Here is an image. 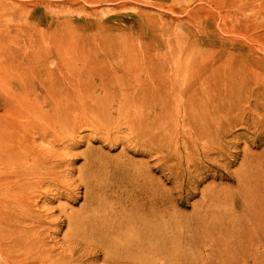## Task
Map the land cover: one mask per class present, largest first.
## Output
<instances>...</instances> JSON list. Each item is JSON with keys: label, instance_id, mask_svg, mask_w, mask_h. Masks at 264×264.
<instances>
[{"label": "rangeland", "instance_id": "obj_1", "mask_svg": "<svg viewBox=\"0 0 264 264\" xmlns=\"http://www.w3.org/2000/svg\"><path fill=\"white\" fill-rule=\"evenodd\" d=\"M88 43L93 45L86 52L88 55L84 52L75 55L77 64L69 63L71 49ZM141 46L158 50L173 47L183 55H190L196 66L193 78L202 76L199 71L203 72L204 65L214 64L219 68L234 63L246 80L236 79L239 91L230 96V102L240 97L248 99L253 88L258 91L259 103L264 100V0H0V66L7 69H3L8 73L6 77L24 70L29 74L40 72L41 60L51 54L48 63L42 66L48 69V77L39 75L45 85L38 91L47 98L41 107L49 109L59 104L71 117L90 121L96 133L110 132L113 138L122 137L126 143L110 150L111 144L107 141L88 140L94 134L91 127L76 129L77 138L73 141L70 125L53 123L56 128L42 130L32 124L24 132L32 141L28 158L37 162L38 174L33 175L36 183L28 190L29 218L13 224L28 227L34 238L41 237L44 249L59 264L69 259H79L81 264H244L246 260L251 261L250 248L241 246V251L247 254L240 255L234 252L235 244L229 240L214 243L205 237L213 222H197L224 209L229 219L245 220L244 203L251 198L264 200V125L253 122L254 118L264 116V108H254L251 114L236 110L229 115L221 113L226 105L204 122L198 116L194 122L184 120V111L179 105L184 99L181 94H174L163 107L144 110V113L161 114L159 122L164 132L161 127L160 135L153 130L152 136L157 139H151L148 133L145 135L144 130H130L126 117H134L144 101L127 100L125 88L119 84L122 73L111 57L121 49ZM9 48L13 49L10 53L13 55L7 58ZM229 50L234 54H228ZM26 51L32 53L35 61L21 65L17 58ZM88 58L97 63H90ZM103 66L108 67L109 74L116 71L117 75L110 77ZM164 67L165 74L172 73L171 67ZM127 77L134 80L132 76ZM105 80H111L109 88L113 92L109 95L101 87L97 88ZM96 100L106 108L100 109ZM247 105L244 101L242 107L247 109ZM240 117L245 120L228 125L229 118ZM195 128L197 132L203 130L205 137L194 136L191 140L196 134ZM90 147L94 150L90 151ZM121 161L130 162L136 175H129V182L109 190L107 185L114 178L113 168ZM93 163L99 169L98 175H91L96 171ZM146 164L155 180L142 186L148 175H138L137 170L143 171ZM108 166L112 169L110 173ZM196 168L201 169L198 172L202 175H183ZM11 169L5 167L1 175H9ZM89 177L98 184L99 196L106 198L100 208L85 204ZM188 180L196 181L195 189L188 187ZM138 186L144 192L135 195ZM164 189L172 190L178 198L176 209L183 216L181 220L173 218L174 207L169 202L156 207L149 203L152 193ZM188 189L194 193L189 200L179 199L180 194L183 198L190 194ZM0 193L1 197L13 196L12 192ZM208 194L218 196L219 200L210 206L201 203L202 197ZM132 203L150 213L148 220L161 223L165 219L168 230L170 225L174 226L178 234H185V240L170 243L156 230L147 231L144 236L123 234L139 227L131 221L119 226L122 216L135 212ZM258 212L264 216V206ZM107 214L116 219L113 234H122L118 243L103 250L104 238L90 230L89 222L102 226L101 220ZM133 218L134 215L130 217ZM195 231L204 237L189 238ZM219 234L212 235L218 238ZM259 247L263 249L264 245Z\"/></svg>", "mask_w": 264, "mask_h": 264}, {"label": "bare ground", "instance_id": "obj_2", "mask_svg": "<svg viewBox=\"0 0 264 264\" xmlns=\"http://www.w3.org/2000/svg\"><path fill=\"white\" fill-rule=\"evenodd\" d=\"M92 46L93 45L88 43L78 48L71 49L72 52H70V54L72 57L69 58V63L75 62V55L83 54V52L86 53ZM26 49L31 50V48ZM8 51L7 58L13 55L10 54L11 51H13L12 48H9ZM29 52L30 51H26L24 55L20 54L17 58L19 64L22 65L35 61V57ZM108 53L112 55L113 51ZM227 53L234 54V52L230 50ZM85 55L88 54L86 53ZM182 56L185 58L181 59ZM54 57L61 60L60 55ZM50 58L51 54L50 57L41 60L40 68L42 69L40 72H37L39 73L38 75L36 72L29 74L24 70L20 71L18 75L6 77L8 73L4 70L7 69L1 68L2 66H0V192H12L13 194L11 198H7L8 196L6 195L3 197L0 196V264H59L55 262L53 256L44 249L45 243L41 237H39V239L34 238L31 230L27 229L28 227H19L17 224H13V222H21L29 218L30 212L27 209L29 206L28 190L36 183V180L33 179V175L38 174L36 168L37 162L28 158L29 151L32 149V141L26 138L27 133L24 132V130L30 129L32 124H37L42 130L56 128L53 123H57L61 126L70 125L72 130L71 140L76 141V129L91 127V132L94 134L88 140L93 142H98L99 140L107 141L111 144L110 150L115 149L120 143H125L124 138L118 136L113 138L110 132L105 134H103V132L102 134L96 133L90 121L84 117H71L69 112L59 104H54V107L49 109H43L41 107L42 104H45L47 98L45 99L46 94L38 91L45 85L44 80L41 79L39 75L42 74L48 77V69L42 66L48 63ZM111 59V61L117 64L122 73L119 84L125 88L123 93L127 100L135 98L144 101V106L134 117H126L127 127L130 130L138 131L139 129V132L144 130V134L146 135L148 133L151 139H157V137L152 135L154 131L155 133L157 131L160 135V127L164 132V127L159 122L161 120V114L157 113L156 115L154 112L144 113V110L155 106L160 108L163 107V103L168 101L169 97L174 94H181L184 99L183 102L179 103L184 111V120L189 119L194 122L197 121V116L204 122L208 117L224 109L226 105L227 107L221 113L225 112L229 115H232L236 110L242 113H245L247 110L248 114H251L252 112L254 113V108H259V106L264 108V100L259 103L260 98L256 88L250 91L248 99L244 100V97H240L237 99L239 100L237 103V100L230 102V96L236 91H239L236 79L246 80L245 75L240 73H243V71H237L234 63L223 64V66L227 65V67L220 66L219 68H216L214 64L212 67L204 65L202 68L203 72L199 71L202 76L193 78V72L196 69V66L193 65V59L190 55H183V52L173 47L164 50H158L157 48L147 46L134 49H121L120 52L113 58L111 57ZM87 61L90 63H97L91 58H88ZM37 62H40V59H38ZM99 64H96V66ZM164 66L171 67L172 73L165 74ZM254 67L255 66H253V68ZM103 69L109 74L110 70L108 71V67L103 66ZM112 75H117L116 71H114L113 74H109L110 77ZM127 76L134 77V80L129 79ZM110 85H112L111 80H108V82L105 80L97 85V88L101 87L105 94L109 95L113 92L109 88ZM246 91L245 89V92ZM244 101L248 102L246 106L247 109L242 107ZM96 104L99 105L100 109L106 108L105 104H102L98 100H96ZM244 120L245 118L242 117L238 119L229 118L228 125L232 126V123H237L238 121L243 122ZM254 121H258L264 125V116L260 118L256 117L253 119V122ZM150 131L152 132L149 134ZM195 133L196 134L192 136L191 140H193L194 136L199 137L201 135L205 137L203 130L197 132L195 128ZM153 144H156V142H153ZM206 144L207 149H209V144ZM89 150L92 151L94 149L90 147ZM135 152H140V150H135ZM179 161L181 162L180 159ZM189 161L190 159L188 162ZM130 165V162L121 161L119 165L113 168L111 175H114V178L112 182L107 185L109 190L119 188L122 184L129 182V175H136L133 173L135 170H131ZM5 167H12L9 171L11 172L9 175H1ZM92 167H94L96 171L95 173H91V175H98L99 169L94 163ZM180 167L179 165V168ZM199 170L201 169L196 168L194 172L184 173L183 175H196L199 173ZM111 171L112 169L108 166V173ZM150 171L151 168L147 164L146 168L143 167V171L138 168V175H148L147 180L141 184L142 186L155 180L150 174ZM198 175H202V173ZM29 178L31 179L29 180ZM133 180L135 181L134 178ZM194 182L196 181L188 180L186 184L190 189H195L196 185ZM2 183L3 185L1 186ZM97 186L98 184L92 181L90 177L86 180V191L84 196L86 206L100 208V206L105 203L104 199L106 198L101 197V195L99 196V192L96 189ZM34 187L35 186L32 188ZM190 189L187 191H190ZM138 192H144V188L138 186L134 194L136 195ZM189 193L190 194L186 198H183V194H180L179 199L185 201L189 200V196L194 194L191 191ZM152 194L154 195L149 196L148 201L153 207L169 202L171 206L174 207L172 210L173 218L177 221L183 218L176 209L178 198L174 197L172 190L164 189L160 193L154 192ZM218 200V196L208 194L202 197L201 203L210 206ZM244 204L247 215L245 220L229 219L228 212L224 209L219 212L211 213L209 217L199 220L197 224L213 222L214 226L208 230L207 236L205 237L211 239L214 243L227 240L233 242L235 244L234 252H237V254H247L245 251H241V246L243 248H250L248 253L252 260H246L244 264H264V248L260 249L259 247L260 245H264V216L260 215L258 212L259 208L264 206V200L251 198ZM132 206L135 208V212L122 216L119 226L123 227L127 222L131 221L132 225L139 227L138 229L134 228V230H126L123 234L135 233L144 236L145 232L156 230L161 233L164 240H168L170 243L185 240V234H178L174 226L170 225V229L168 230V226L165 225L167 222L165 219H163L161 223L158 220H148V215L150 213L141 210L137 203H132ZM133 215L134 218L130 219ZM114 220H116L114 216L107 214L101 220L104 222V224H101L102 226L98 225L96 222H89L90 230L99 232L103 236L105 241L103 250L118 243L120 235L122 234H113ZM216 232L220 233L218 238L212 235ZM200 237H204V235L199 231H195L193 234L189 235L191 239ZM92 252L93 250L90 253ZM69 260L62 261L60 264L82 263L79 259Z\"/></svg>", "mask_w": 264, "mask_h": 264}]
</instances>
